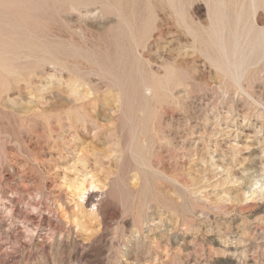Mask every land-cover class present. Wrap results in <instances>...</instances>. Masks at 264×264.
<instances>
[{"label":"rangeland","instance_id":"rangeland-1","mask_svg":"<svg viewBox=\"0 0 264 264\" xmlns=\"http://www.w3.org/2000/svg\"><path fill=\"white\" fill-rule=\"evenodd\" d=\"M15 1L0 4V264H264V0H89V16Z\"/></svg>","mask_w":264,"mask_h":264},{"label":"bare ground","instance_id":"bare-ground-1","mask_svg":"<svg viewBox=\"0 0 264 264\" xmlns=\"http://www.w3.org/2000/svg\"><path fill=\"white\" fill-rule=\"evenodd\" d=\"M10 1H11V0H10ZM13 1H14V3L16 2L15 0H13ZM20 1H22V0H19L18 2H20ZM24 1H26V0H23V2H24ZM31 1H32V0H29V2H31ZM33 1H34V0H33ZM40 1H42V0H39V2L34 1V3L37 2V4H38V5L36 4L37 6H34V7H39V3H42V2H40ZM44 1H45V0H44ZM48 1H50V0H48ZM51 1H52V0H51ZM54 1H56V0H54ZM54 1H53V2H54ZM59 1H60V0H59ZM66 1H67V0H66ZM66 1L63 2V3H65L63 7L67 6V5H66ZM71 1H72V3H73L74 5H73L72 7H71V6H70V7H71V8H74L77 12H75L74 9H71V10H73L75 13H78V14L81 15V16H83V15H84V16H89L90 11H89L87 8L89 7L88 4H89L92 0H91V1H89V0H70V2H71ZM93 1H95V0H93ZM104 1H106V0H104ZM109 1H113V0H109ZM120 1H121V0H120ZM130 1H133V0H129V1L126 0L127 3H128V2L130 3ZM134 1H135V0H134ZM170 1H171V0H170ZM173 1H174V0H172V2H173ZM176 1H177V0H176ZM176 1H174V2L176 3ZM7 2H8V0H0V4L2 5V7L5 6V5H9V4H8L9 2H8V3H7ZM18 2H17V5H18ZM26 2H27V5H28V4H32V2H31V3H28V1H26ZM46 2H47V0H46ZM68 2H69V1H67V4H68ZM115 2H116V1H115ZM118 2H119V0H118L116 3H118ZM122 2H123V3H120V4H121L120 6H123V4H125L124 7H126L127 3H126V2L124 3V1H122ZM10 3H12V2H10ZM60 3H62V1H60ZM63 3H62V4H63ZM131 3H132V2H131ZM25 4H26V3H25ZM45 4H46V3H45ZM45 4H43V6H44ZM52 4H53V3H52ZM52 4H50V5H52ZM55 4H56V3H55ZM55 4H54V5H55ZM96 4L100 5V4L98 3V1L96 2ZM101 4H102V2H101ZM104 4H105V3H103V5H104ZM107 4H108V3H107V1H106V7H104L103 5H100V6H103V7H102V8H103V9H102L103 11H104V9L107 8ZM111 4H114V3H113V2H110L109 5H111ZM133 4H134V3H133ZM15 5H16V4H15ZM15 5H14V6H15ZM20 5H21V4H20ZM27 5H25V7H26ZM47 5H49V2H48ZM50 5H49L48 7H50ZM54 5H53V6H54ZM57 5H58V1H57V4L54 6V8H55V7L58 8ZM70 5H71V4H70ZM90 5L93 6L94 4L92 3V4H90ZM114 5H115V4H114ZM116 5H117V8L120 7V6L118 7V4H116ZM131 5H132V4H129L130 8H131ZM32 6H33V5H32ZM41 6H42V5H41ZM60 6H61V5H60ZM87 6H88V7H87ZM100 6H99V10L101 9ZM176 6H177V5H176ZM215 6H217V8H218V4L215 5ZM0 7H1V6H0ZM2 7H1V8H2ZM7 7H8V6L3 7V8H7ZM10 7H11V6H10ZM10 7H9V9H10ZM23 7H24V4H23ZM25 7L22 8V10L25 9V10L23 11V14H24L25 11H27V13H30L29 9L31 8V6H30V8H29L28 10H27ZM34 7H33V8H34ZM63 7H61V8H63ZM68 7H69V6H68ZM70 7H69V9H70ZM81 7H84V8H83L84 10H83ZM96 7H97V6H96ZM108 7L110 8L111 6H108ZM124 7H123V8H124ZM140 7H141V6H140ZM140 7H139V8H140ZM144 7H145V6H144ZM14 8H15V7H14ZM14 8H13V9H14ZM20 8H21V7H20ZM20 8H16V9H20ZM33 8H32V9H33ZM40 8L44 10V7H43V8L40 7ZM40 8H38V9H40ZM51 8H52V7H50L49 9L51 10ZM92 8H93V7H92ZM112 8H113V6H112ZM117 8H116V9H117ZM136 8H137V7H136ZM177 8H178V7H177ZM214 8H215V7H214ZM9 9L7 8V11H9ZM41 9H40V10H41ZM59 9H60V8H59ZM66 9H67V7L65 8V11H64V12H66V11L69 10V9H68V10H66ZM107 9H108V8H107ZM124 9H125V8H124ZM128 9H129V8H128ZM128 9L126 8L127 11H128ZM142 9H143V7H142ZM142 9H141V8L139 9V13H140V10H142ZM14 10H15V9H14ZM14 10H13V12H14ZM30 10H31V9H30ZM46 10H47V9H46ZM46 10H45V12H44V11L42 12V10H41V13H42V14H44V13L46 14ZM52 10H53V8H52ZM52 10H51V12H52ZM55 10H57V9L55 8ZM60 10H61V9H60ZM62 10H63V9H62ZM90 10H91V9H90ZM93 10H94V9H93ZM99 10H98V11H99ZM102 10H100V12H103ZM113 10H115V9H113ZM122 10H123V9H122ZM122 10H121V11H122ZM217 10H219V9H217ZM4 11H5V10H4ZM4 11H3V9H2V11H1V9H0V14H1V12H4ZM15 11H16V10H15ZM28 11H29V12H28ZM36 11L38 12V10H36ZM36 11H35V12H36ZM47 11H48V10H47ZM94 11H95V10H94ZM109 11L111 12V10H109ZM109 11L107 10V12H106V13H103V14H107V16H106V15H105V16L108 17V15H110V13H108ZM118 11H119V10H118ZM123 11H124V10H123ZM129 11H130V10H129ZM137 11H138V9H137ZM241 11H242V10H241ZM9 12H10V11H9ZM18 12H19V11H18ZM32 12H34V11L32 10L31 13H32ZM51 12H48V13H47V14L49 15V16H48L49 18L51 17V15H50V14H52ZM57 12H58V14H60L61 11H60V12L57 11ZM62 12H63V11H62ZM62 12H61V14H62ZM68 12H69V11H68ZM71 12H72V11H71ZM96 12H97V10H96ZM96 12H94L93 14H95ZM133 12H134V11H133ZM216 12H217V11H216ZM238 12H239V11H238ZM238 12H236V14H237ZM11 13H12V9H11ZM15 13H17V11H16ZM20 13H22L21 10H20ZM20 13H17V14H20ZM27 13H25V14L28 15ZM39 13H40V12H39ZM41 13H40V14H41ZM49 13H50V14H49ZM113 13H114V11H113ZM115 13H116V12H115ZM115 13H114V14H115ZM120 13H121V12H120ZM124 13H126V12H123V14H124ZM128 13H129V12H127V14H128ZM134 13H136V11H135ZM137 13H138V12H137ZM137 13H136V14H137ZM139 13H138V14H139ZM217 13H218V12H217ZM219 13H220V12H219ZM240 13H241V12H239L238 14H240ZM4 14H5V16H6L7 14H8V16H9V15L11 16V14H9V13L6 12V11H5V13H3L2 15H4ZM13 14H14V13H13ZM17 14H16V16L13 15L12 17L15 16L14 19H15V18L18 19V17H17L18 15H17ZM47 14H46V15H47ZM61 14H60V15H61ZM67 14H68V13H67ZM90 14H91V13H90ZM114 14H113V15H114ZM118 14H119V13H118ZM138 14H137V15H138ZM213 14H214V13H213ZM236 14H235V15H236ZM238 14H237V17H240V15L238 16ZM242 14H244V13H242ZM31 15H35V14H31ZM53 15H54V14H53ZM60 15H59V17H60ZM71 15H72V14H71ZM91 15H92V14H91ZM111 15H112V12H111ZM137 15L135 16V14H134L135 17L139 18V15H138V16H137ZM141 15H142V14H141ZM141 15H140V16H141ZM20 16H22V15H20ZM20 16H19V19H20ZM28 16H29V15H28ZM28 16H27V17H28ZM42 16H43V15H42ZM118 16H119V15H118ZM123 16H125V15H123ZM215 16H216V17L219 16L218 18L220 19V15H218V14L215 15V14H214V18H216ZM1 17L3 18V16L0 15V18H1ZM30 17L32 18L31 20H34V19H33V16H30ZM34 17H35V16H34ZM44 17H47V16H44ZM48 17H47L46 19H48ZM57 17H58V16H57ZM109 17H110V16H109ZM109 17H108V18H109ZM114 17H115V16H114ZM125 17H127V15H126ZM125 17H124V18H125ZM128 17H129V14H128ZM135 17H134V18H135ZM141 17L143 18L144 16L142 15ZM141 17H140V18H141ZM237 17H235V18L237 19ZM6 18H7V16L5 17V19H6ZM23 18H26V16L24 17V15H23ZM23 18H21V19L24 21L25 19H23ZM42 18H43V17H42ZM51 18H52V17H51ZM65 18H66V17H65ZM81 18H83V17H81ZM132 18H133V17H132ZM137 18H135V19L137 20ZM142 18H141V20H142ZM146 18H147V17H146ZM240 18H242V17H240ZM240 18H239V20H240ZM3 19H4V18H3ZM3 19H1L0 22H3ZM5 19H4V20H5ZM8 19H9V18H8ZM11 19H12V18H11ZM14 19H13V20H14ZM26 19H27V18H26ZM55 19H57V18L55 17ZM55 19H54V20H55ZM59 19H60V18H58V20H59ZM66 19H67V18H66ZM219 19H218V20H219ZM28 20H30V18H28ZM49 20H52V19H49ZM63 20H64V17H63ZM67 20H68V19H67ZM75 20H76V19H75ZM75 20H74V21H75ZM90 20H91V19H90ZM117 20H118V19H117ZM124 20H125V19H124ZM129 20L132 21V20H131V17L129 18ZM139 20H140V19H139ZM145 20H146V19H145ZM234 20H235V19H234ZM10 21H11V20H10ZM15 21H16V20H15ZM15 21H14V22H15ZM59 21H61V20H59ZM64 21L66 22V20H64ZM68 21H69V20H68ZM214 21L217 22V26H218L219 23H218L217 19H214ZM241 21H243V20H241ZM241 21H240V23H241ZM5 22H6V21H5ZM5 22H4V23H5ZM7 22H9V21L7 20ZM11 22H12V21H11ZM11 22L6 23V24L9 25ZM14 22H13V23H14ZM20 22H22V21L20 20ZM24 22H25V21H24ZM27 22H28V21H27ZM27 22H26V23H27ZM29 22H30V21H29ZM52 22H53V21H52ZM56 22H58V21H56ZM75 22H76V21H75ZM121 22L124 24L123 21H121ZM125 22H126V20H125ZM134 22H135V21H134ZM142 22H143V20H142ZM212 22H213V21H212ZM13 23H12V25H13ZM15 23H17V25L19 24L18 21H16ZM26 23H25V24H26ZM31 23H32V22H31ZM33 23H34V22H33ZM36 23H37V22H36ZM54 23H55V22H54ZM58 23H59V22H58ZM60 23H64V22L62 21V22H60ZM60 23H59V24H60ZM70 23L73 24L74 22H73V23L70 22ZM70 23H68V24H70ZM138 23H140V22L138 21ZM144 23H145V21H144ZM146 23H147V22H146ZM234 23H235V22H234ZM20 24H22V23H20ZM20 24H19V25H20ZM23 24H24V23H23ZM64 24H67V22L64 23ZM84 24H85V22H84ZM86 24H88V23H86ZM140 24H141V23H140ZM140 24H139V25H140ZM214 24H215V22H214ZM214 24H213V25H214ZM236 24L238 25L237 22H236ZM241 24H243V23H241ZM2 25H3V24H0V28L3 29V28H4V25H3V27H1ZM7 25H6V27H7ZM17 25H16V26H17ZM27 25L29 26V24H27ZM77 25H78L79 28H80V24H77ZM239 25H240V24H239ZM239 25H238V26H239ZM14 26H15V25H14ZM21 26H22V25H21ZM24 26H25V25H24ZM32 26H33V28H32ZM70 26H71V25H70ZM75 26H76V25H75ZM92 26H93V25H91V27H92ZM141 26H142V25H140V27H141ZM215 26H216V25H214V27H215ZM217 26H216V27H217ZM11 27H13V26H11ZM30 27H31L32 29L35 28L33 24H32ZM73 27H74V25H73ZM108 27H109V26H108ZM111 27H112V26H111ZM140 27H139V28H140ZM216 27L213 28V29H215L216 32H219V31H217L219 28L217 29ZM235 27H237V26L235 25ZM8 28L10 29V27H8ZM8 28H7V29H8ZM21 28H22V27H21ZM24 28H25V27H24ZM31 28L28 27L26 31H27V32H28V30L30 31ZM70 28H71V27H69V30H70ZM75 28L78 30L77 27H75ZM106 28H107V27H106ZM2 29H1V30H2ZM7 29L4 30V31H2V32H3V34L1 35L2 37H3L4 33H5V31H7ZM18 29H19V28H18ZM25 29H26V28H25ZM36 29H37V28H36ZM36 29H34V30H36ZM72 29H73V28H72ZM140 29H141V28H140ZM140 29H139V30H140ZM142 29H143V28H142ZM235 29H236V28H235ZM235 29H234V30H235ZM11 30H12V34H14V32H13V31H15L14 28H11ZM16 30H17V28H16ZM34 30H31V31L35 32ZM41 30H42V29H41ZM108 30H110V29H108ZM236 30H237V29H236ZM236 30H235V31H236ZM9 31H10V30H9ZM22 31L24 32V29H23ZM22 31H21V32H22ZM31 31H30V33H31ZM95 31H96V30H95ZM7 32H8V31H7ZM10 32H11V31H10ZM10 32H9V33H10ZM18 32H19V31H18ZM18 32H17V34H18ZM36 32H38V31L36 30ZM36 32H35V33H36ZM71 32H73V31L71 30ZM74 32H75V30H74ZM103 32H104V31H102V33H103ZM105 32H107V31L105 30ZM141 32H142V31H141ZM216 32H215V33H216ZM0 33H1V31H0ZM9 33H8V34H9ZM48 33H49V32H48ZM48 33H47V34H48ZM76 33H78V31L75 32V34H76ZM83 33H84V32H83ZM87 33H88V32H87ZM91 33H93V32H91ZM212 33H214V30H212ZM212 33H211V34H212ZM215 33H214V34H215ZM5 34H6V33H5ZM8 34H7V36H8ZM10 34H11V33H10ZM20 34H21V33H19V35H20ZM23 34H24V33H23ZM27 34H28V33H26V34H24V35H27ZM33 34H34V33H33ZM43 34L46 35V33H43V31H42V35H43ZM71 34H73V33H71ZM211 34H210V35H211ZM216 34H217V35H215V36L217 37L219 33H216ZM14 35H15V34H14ZM79 35H80V34H79ZM103 35H104V34H103ZM1 36H0V37H1ZM12 36H13V35H12ZM12 36L10 35V40H11V41H13V40L11 39ZM15 36H16V35H15ZM20 36H21V35H20ZM20 36H18V37H20ZM30 36H31V35H30ZM36 36H38V35H36ZM43 36H44V35H43ZM68 36H69V35H68ZM2 37H1V38H2ZM18 37H17V39L20 41V39H19ZM24 37H26V36H24ZM28 37H29V36H28ZM49 37H50V36H49ZM131 37H133V36H131ZM211 37H212L213 39H214V38L216 39V37H214L213 34L211 35ZM211 37H210V38H211ZM4 38H6V37H4ZM4 38H3V39H4ZM13 38H14V40H15L16 37L13 36ZM30 38H31V37H30ZM38 38H40V37H38ZM89 38H90V37H89ZM210 38H209V39H210ZM212 38H211V39H212ZM254 38H255V37H254ZM254 38H252V39L254 40ZM21 39H23V38H21ZM27 39H28V38H25V41H26ZM35 39H36V38H35ZM41 39H42V38H40V40H41ZM133 39H134V38H133ZM215 39H214V41H215ZM7 40H8V37H7ZM10 40H9V41H10ZM28 40H29V39H28ZM32 40H33V39H32ZM32 40H29V42L32 41ZM36 40H37V39H36ZM253 40H252L251 44H252V43L254 44ZM0 41H1L0 43H2V39H1ZM19 41H17V42H19ZM25 41H21V42H23V44H24V43L27 42V41H26V42H25ZM45 41H47V40H45ZM208 41H209V40H208ZM214 41L211 40L209 43H211V42L214 43ZM237 41H238V39H236V42H237ZM7 42H8V41H7ZM13 42H14V41H13ZM15 42H16V41H15ZM37 42H38V41H37ZM39 42H40V41H39ZM41 42H42V44L44 43V41H42V40H41ZM216 42H217V41H215V43H216ZM219 42H220V41H219ZM219 42H217L216 44L214 43L213 46L217 45ZM236 42H235V43H236ZM32 43H34V42H32ZM47 43H48V41H47L45 44H47ZM206 43H207V42H206ZM209 43L206 44V47H207V45H209ZM235 43H233V44H235ZM237 43H238V42H237ZM248 43H249V42H248ZM16 44H17V43H16ZM16 44H14L13 46H15ZM23 44L21 43V45H23ZM27 44H28V43H27ZM27 44H25V45L27 46V47H25V48H28V47H29ZM37 44H38V43H37ZM37 44H36V45H37ZM39 44H40V43H39ZM39 44H38V46H39ZM48 44L50 45V42H49ZM51 44H52V43H51ZM221 44L224 45L223 42H220V44H218V45H221ZM238 44H239L238 46H240L241 44L243 45V42H242L241 44H240V43H238ZM244 44H245V43H244ZM253 44H252V46H253ZM5 45H10V44H7V43H6V44H4L3 46H5ZM18 45H20V44H18ZM36 45H35V46H36ZM40 45H41V44H40ZM52 45H53V44H52ZM56 45H58V44H56ZM204 45H205V43H204ZM218 45H217V46H218ZM222 45H221V46H222ZM226 45H227V44H226ZM228 45H231V44H228ZM235 45L237 46V44H235ZM235 45H234V46H235ZM246 45L250 46V44H246ZM0 46H1V45H0ZM10 46H12V45H10ZM13 46H12V47H13ZM23 46H24V45H23ZM30 46L33 47L34 45H30ZM35 46H34V47H35ZM43 46H46V45L43 44ZM53 46H54V45H53ZM68 46H69V43H68ZM73 46H74V44H73ZM75 46H76V45H75ZM211 46H212V45H211ZM221 46H218V48H217V47H216V48L219 49V47H220V49H221ZM224 46H225V45H224ZM224 46H223V47H224ZM231 46H232V45H231ZM231 46H228V47L225 46V48H230ZM236 46H235V47H236ZM244 46H245V45H244ZM244 46H243V47H244ZM252 46H251V48L253 49ZM1 47H2V46H1ZM1 47H0V48H1ZM5 47H7V46H5ZM16 47H18V46L16 45ZM16 47H15V48H16ZM32 47H31V49H35V48H32ZM48 47H50V46H48ZM48 47H47V48H48ZM54 47H56V46H54ZM60 47H61V46H60ZM66 47H67V46H66ZM223 47H222L221 50H224V52H225L227 49L225 50V49H223ZM50 48H53V47L51 46ZM56 48H58V47H56ZM62 48H63V47H62ZM72 48H75V47H72ZM72 48H71V45H70V49H71V50H72ZM210 48H211V47H210V45H209V49H210ZM214 48H215V47H214ZM214 48H211V50L214 49ZM233 48H234V47L232 46L231 52H229V51H227V52H228L229 54H231V53L233 52ZM241 48H242V46L240 47V49H241ZM245 48H246V46H245ZM247 48H248V47H247ZM251 48H248V49L251 50ZM13 49H14V48H13ZM16 49H17V48H16ZM20 49L22 50V48H20ZM31 49L28 48V53H29V55H31L32 52H34V50L31 51ZM37 49H38V47H37ZM37 49H35V50H37ZM39 49L41 50L42 48H39ZM39 49H38V55H40V54H39V52H40ZM64 49H66V48L64 47ZM67 49H68V48H67ZM206 49H207V48H206ZM209 49H208V50H209ZM234 49H235V48H234ZM240 49H239V51H236L237 54H238V52H240ZM254 49H255V48H254ZM2 50H4V49H2ZM2 50H1V51H2ZM6 50H7V49H6ZM6 50H4V51H6ZM14 50H15V49H14ZM17 50H18V49H17ZM43 50H45V49H43ZM43 50H42V51H43ZM48 50H50V49H48ZM53 50H54V48H53ZM71 50H70V51H71ZM74 50H75V49H74ZM211 50H210V52L213 51V50H212V51H211ZM215 50H216V49H214V52H212V53H215ZM221 50H219V51H220V52H223V51H221ZM228 50H230V49H228ZM237 50H238V48H237ZM241 50L243 51V49H241ZM249 50H247L248 53H249ZM8 51H9V50H8ZM23 51H25V50L23 49L22 52H23ZM42 51H41V52H42ZM219 51L217 50V53L220 55V52H219ZM242 51H241V52H242ZM19 52H20V50H19ZM41 52H40V53H41ZM43 52H44V51H43ZM75 52H76V50H75ZM244 52H246V51H243L242 54L245 55ZM251 52H253V54H255L254 51L251 50ZM2 53H3V52H1V54H2ZM4 53H5V52H4ZM7 53H8V52H7ZM11 53H12V52H11ZM15 53H16V51H15ZM17 53H18V51H17ZM20 53H21V52H20ZM28 53H27V54H28ZM34 53H35V52H34ZM47 53H48V52H47ZM228 53H227V54L223 53V54H225V55L228 56V58H227V57L224 55V56L226 57V60H228V59H229V56H230V55H228ZM248 53H247V55H249ZM8 54H9V53H8ZM21 54H22V53H21ZM21 54H20V55H21ZM43 54H45V53H43ZM237 54L234 53V54L231 55V57L233 58V56L235 55L234 58H233V59H235V57H236ZM253 54H252V55H253ZM12 55H13V54H12ZM22 55H23V54H22ZM34 55H35V54H34ZM238 55H239V54H238ZM240 55H241V54H240ZM247 55H246V56H247ZM0 56H1V55H0ZM2 56H3V55H2ZM2 56H1V57H2ZM7 56H10V55H7ZM7 56H6V57H7ZM41 56H42V55H41ZM220 56H222V55H220ZM246 56H245V57H246ZM254 56H255V55H254ZM4 57H5V55H4ZM26 57H27V56H26ZM37 57H38V56H37ZM225 57H224V58H225ZM231 57H230V58H231ZM241 57H242V56H241ZM245 57H244V58H245ZM7 58H8V57H7ZM10 58H11V57H10ZM15 58H16V56H15ZM15 58H14V59H15ZM19 58H20V57H19ZM19 58H18V59H19ZM23 58H24V57H23ZM39 58H41V57H39ZM44 58H45V57H44V55H43V59H44ZM220 58H221V57H220ZM224 58H223V63H224V64L221 62V66H222V64H223V66H226L227 69L229 68V70H228V72H229L230 69H231V67L233 66L234 62L231 61L233 64H232L231 62H229V63H231L232 65L230 64V66L227 67L229 63H228V64H225V63H227V61L224 60ZM238 58H239V57H236L235 60L238 61V60H239ZM21 59H22V57H21ZM41 59H42V58H41ZM43 59H42V60H43ZM46 59H47V57H46ZM51 59H52V58H51ZM242 59H243V58H242ZM15 60H16V59H15ZM38 60H39V59H38ZM52 60H53V61H54V60L56 61V59H52ZM229 60H230V59H229ZM229 60H228V61H229ZM0 61H1V60H0ZM4 61H6V60L4 59ZM4 61H2V62H4ZM21 61H22V60H21ZM23 61H24V60H23ZM35 61H36V60H35ZM220 61H222V60H220ZM224 61H225V62H224ZM233 61H234V60H233ZM243 61H244V59H243ZM243 61L241 60V62H243ZM2 62H1V63H2ZM14 62L16 63V61H14ZM36 62H37V61H36ZM56 62L58 63V61H56ZM59 62H60V61H59ZM6 63H7V62H6ZM12 63H13V62H12ZM62 63H63V62H62ZM236 63H237V62H236ZM236 63H235V65H236ZM243 63H244V62H243ZM7 64H8V63H7ZM7 64H6V66H9V67H10V65H7ZM17 64H18V63H17ZM35 64H36V63H35ZM240 64H241V63H240ZM20 65H23V64H20ZM25 65H26V64H25ZM33 65H34V64H33ZM63 65H64V64H62V66H63ZM6 66L4 67V64H0V67H2L1 70L4 71L5 73H8V72H10V70H11L10 68L12 67V65H11L10 68H8V67H6ZM60 66H61V65H60ZM65 66H66V65H65ZM234 67H235V66H234ZM234 67H232V68H234ZM236 67L239 68V66H236ZM12 68H14V67H12ZM19 68H20V67H19ZM23 68H24V67H23ZM224 68H225V67H224ZM238 68H236V70H237L236 72L239 73V71H238L239 69H238ZM227 69H226V70H227ZM14 70H15V69H14ZM233 70H234V69H233ZM12 71H13V70H12ZM231 71H232V70H231ZM234 71H235V70H234ZM236 72H233V73H236ZM5 73H4V74H5ZM231 73H232V72H231ZM231 73H230V74H231ZM110 74H111V73H110ZM7 75H8V74H7ZM104 75H105V74H104ZM167 75H168V74H167ZM231 75H234V74H231ZM235 75H237V74H235ZM235 75H234V76H235ZM108 76H109V75H108ZM110 76H111V75H110ZM111 77H113V76H111ZM139 77H140V76H139ZM141 77H142V76H141ZM169 77H170V76H168V79H169ZM238 77H239V76H237V78H238ZM114 78H115V77H114ZM165 79H166V78H165ZM235 79H236V77H235ZM238 79H239V78H238ZM238 79H237V80H238ZM143 80H144V78H143ZM146 80H147V79H146ZM166 80H167V79H166ZM237 80H236V81H237ZM111 81H112V79H111ZM114 81H115V80H114ZM137 81H139V80H137ZM141 81H142V79H141ZM170 81H171V80H170ZM170 81H169V82H170ZM116 82H117V80H116ZM144 82H145V81H144ZM165 82H166V81H165ZM140 83H141V82H140ZM146 83H147V82H146ZM152 83H153V82H152ZM116 84H117V83H116ZM141 84H142V83H141ZM147 84H148V83H147ZM147 84H145V88H146V85H147ZM138 85H139V84H138ZM138 85H136V86H138ZM151 85H152V84H151ZM153 85L156 86L155 83H154ZM158 85H159V84H158ZM160 86H161V85H160ZM142 87H143V86H142ZM147 88H148V86H147ZM156 88H157V87H156ZM136 89H139V87L136 88ZM141 89H142V88H141ZM143 90H145V89H143ZM143 90H142V91H143ZM136 92H138V91H136ZM137 94H138V93H137ZM138 95H139V94H138ZM142 101H145V100H142ZM139 102H140V101H139ZM145 103H146V102H145ZM139 105H140V104H139ZM140 106H141V105H140ZM143 106H145V105H143ZM145 107H146V106H145ZM145 107H144V108H145ZM139 108L141 109V107H139ZM144 110H146V109H144ZM141 111H142V110H141ZM146 113H147V112H146ZM75 115H76V114H75ZM73 116H74V115H73ZM78 116H79V115H78ZM71 119H72V118H71ZM72 120H73V119H72ZM73 121L75 122V120H73ZM134 126H135V125H134ZM135 127H136V126H135ZM131 128H134V127H131ZM132 130H133V129H132ZM131 136H132V135H131ZM132 137H133V136H132ZM133 139H134V138H133ZM135 139H136V138H135ZM132 145H133V144H132ZM130 147H131V143H130ZM133 149H134V148H133ZM259 156H260V155H259ZM256 158H257V159H256L255 161L250 159V160L253 161V162L251 163V166H250L249 168L246 167V168H248V169H247V170H248L247 172L250 173L252 176H256V175L260 174L259 172L261 171V169L259 168V167H260L261 160H260L259 157H257V156H256ZM254 159H255V158H254ZM263 159H264V158H263ZM251 161H249V162H251ZM263 163H264V162H263ZM263 163H262V164H263ZM248 165H249V164H248ZM262 166H263V165H262ZM262 166H261V167H262ZM245 174H246V172H245ZM245 174L243 175L244 177H246ZM241 176H242V175H241ZM250 177H251V176H250ZM261 177H262V176H261ZM251 178H252V177H251ZM247 179H248V177H247ZM254 179H255V178H254ZM252 180H253V179H252ZM257 180H258V179H257ZM257 180H255V181H257ZM245 181H246V178H245ZM253 181H254V180H253ZM255 181H254V182H255ZM247 182H248V180H247ZM257 182H260V181H257ZM245 183H246V182H245ZM252 183H253V182H252ZM252 183H251L250 185H248V183H246V184H247V185H246L247 190H244L246 193L248 192V190H249L251 193L253 192V188H252V186H251V185H253ZM255 183H256V182H255ZM77 187H78V186H77ZM254 187H255V186H254ZM244 188H245V187H244ZM78 190H81L80 187L78 188ZM258 190H259V189H258ZM260 190H261V189H260ZM100 192H101V191H100ZM80 193H81V192H78V194H80ZM248 194H249V192H248ZM81 195H82V193H81ZM251 195H253V194H251ZM251 195H250V196H251ZM254 195H255V194H254ZM95 196H98V195H96V194H92V193L88 194V195L86 196V198H84V201H83L82 206L85 205V206L88 207V208L91 207V206H92V208H93L94 206H96L97 203H96V200L94 199ZM82 200H83V199H82ZM98 201H99V200H98ZM97 207H99V206H97ZM97 207H96V208H97ZM97 209H98V208H97ZM97 209H96V210H97ZM202 217H203V216H202ZM241 236H242V235H241ZM242 237H243V236H242ZM238 238H239V237H238ZM238 238L236 239L237 242L234 241V238L232 239V241H234V242L237 243V244H235V245H238V241H239ZM105 239H106V238H105ZM241 240H242V239H241ZM111 241H112V240H111ZM239 244H240V243H239ZM229 246H230V245H229ZM238 246H239V245H238ZM231 249H232V248H231ZM234 250H235V249H234ZM239 250H240V249H239ZM235 251H236V250H235ZM237 251H238V250H237ZM238 252H239V251H238ZM241 252H242V251L240 250V253H241ZM238 255H239V254H238ZM242 256H243V255H242ZM202 259H203V258H202ZM238 259H239V258H237V260H236L237 262H236V263L239 262ZM240 259H241V257H240ZM247 259H249V258H247ZM208 260H209V259H208ZM199 261H200V260H199ZM209 261H210V260H209ZM196 262H197V261H196ZM196 262H193V263H196ZM204 262H205V261H204ZM204 262H202V263H203V264H206V262H205V263H204ZM251 262H252V261H251ZM207 264H208V263H207ZM234 264H235V263H234Z\"/></svg>","mask_w":264,"mask_h":264}]
</instances>
